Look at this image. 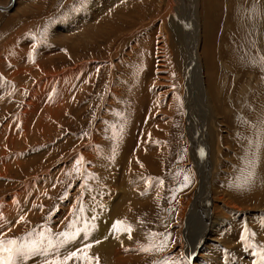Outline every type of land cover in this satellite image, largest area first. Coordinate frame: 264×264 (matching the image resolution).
<instances>
[{"label": "rangeland", "instance_id": "1", "mask_svg": "<svg viewBox=\"0 0 264 264\" xmlns=\"http://www.w3.org/2000/svg\"><path fill=\"white\" fill-rule=\"evenodd\" d=\"M93 1L0 0V197L15 209L0 239L23 244L87 216L93 226L59 257L83 248L95 254L87 264H264V191H249L264 138V0ZM212 30L215 102L201 50ZM118 206L131 231L110 246L103 212Z\"/></svg>", "mask_w": 264, "mask_h": 264}, {"label": "bare ground", "instance_id": "2", "mask_svg": "<svg viewBox=\"0 0 264 264\" xmlns=\"http://www.w3.org/2000/svg\"><path fill=\"white\" fill-rule=\"evenodd\" d=\"M10 1V0H9ZM93 2H95V1H93ZM114 2H117V0H97V2H95L97 5L99 4H101L102 6H104V9H106L107 7H109L110 5H113L114 4ZM166 2V1H165ZM178 2V1H177ZM253 2V1H252ZM113 3V4H112ZM170 3H172V1L170 2ZM169 3V4H170ZM262 3V2H261ZM95 4V6H96V8H97V5ZM248 6H250V8H251V10L252 9H254V7H257V6H254L252 3H248L247 4ZM91 6L93 7L94 5H92L91 4ZM91 6L89 5V8H88V10H85L86 12H84L83 13V15H82V21L83 20H85V18H86V20L89 18V14L92 12V14H94V11H93V9L91 8ZM261 7V6H260ZM94 8V7H93ZM101 8V7H100ZM169 8V7H168ZM95 9V8H94ZM101 10V9H100ZM210 10V9H209ZM103 11V13H104V10H102ZM108 10H105V16H103V14L101 15V16H103V17H108V15H106L108 12H107ZM101 12V11H100ZM99 12V13H100ZM249 14H250V12H249ZM197 15V14H196ZM85 17V18H84ZM103 17H102V20H103ZM247 17V16H246ZM95 18V17H94ZM96 19V18H95ZM101 19V18H100ZM105 20H107L106 18H105ZM250 20V19H249ZM65 21V20H64ZM78 20H76L75 22H77ZM96 21V20H95ZM78 23H79V21H78ZM101 23V22H100ZM213 23V22H212ZM211 23V24H212ZM63 24V23H62ZM83 24V23H82ZM85 24V23H84ZM102 24V23H101ZM63 26V25H62ZM67 26V25H66ZM101 27V26H100ZM67 28V27H66ZM77 30V29H76ZM208 32V31H207ZM212 32H213V30L211 31V34H210V32H208L207 33V35L205 36L206 38H204V41H203V44H202V46H201V50H202V52L203 51H208L207 52V55L205 56L204 55V57H205V68H204V70L206 69V72H205V86H204V89H205V91H206V94L208 95V98L212 101H214V93L216 92L215 91V87H216V83H217V71H216V67H215V64H216V58H215V56H213L212 55V52H210L209 50H212V46H210L211 45V42H207L208 40H211L212 41ZM92 33V32H91ZM78 34V33H77ZM107 34V33H106ZM197 34V33H196ZM208 34L210 35L209 37H208ZM232 35V34H231ZM79 36V35H78ZM93 36V35H92ZM107 36H108V34H107ZM165 36V35H164ZM204 36V35H203ZM82 37V36H81ZM86 37V36H85ZM93 37H96V34H95V36H93ZM7 38V37H6ZM10 38V37H9ZM207 38H208V40H207ZM90 39V38H89ZM181 39V38H180ZM6 40V39H5ZM5 40H4V42H5ZM87 41V40H86ZM182 42H183V40H182ZM2 43V42H1ZM185 43V42H184ZM215 43V42H214ZM227 43V42H226ZM127 44H128V42H127ZM155 44V43H154ZM199 44V43H198ZM131 45V44H130ZM179 46V45H178ZM183 46V45H182ZM189 47V46H188ZM169 48V47H168ZM122 49V48H121ZM13 50V49H12ZM22 50V49H21ZM181 51V50H180ZM180 51H178V52H180ZM117 52V51H116ZM182 52V51H181ZM180 55H181V53H180ZM160 56L161 55H159V57H158V55H157V53H156V60L157 61H155V63H156V68L157 69H159V68H161V62H162V59L160 58ZM124 58V57H123ZM204 59V58H203ZM145 61V60H144ZM179 62V61H178ZM185 62V61H184ZM187 64V63H186ZM189 64H191V63H189ZM13 66V65H12ZM182 66H183V64H182ZM193 67H194V65H193ZM232 67V66H231ZM16 69H17V67H15ZM14 68V69H15ZM15 69V70H16ZM147 69V68H146ZM154 69V68H153ZM20 70H21V67H20ZM24 70V69H23ZM161 70V69H160ZM13 72V71H12ZM19 72V71H18ZM21 72V71H20ZM19 72V73H20ZM155 73V72H154ZM159 73H160V71H159ZM65 74V73H64ZM184 74H185V78H187L188 79V77H189V73L187 72V70H185L184 71ZM14 75H15V73H14ZM17 75V74H16ZM58 75V74H57ZM157 75V74H156ZM46 76H47V74H46ZM45 76V77H46ZM15 77V76H14ZM55 77V76H54ZM159 77V76H158ZM56 78V77H55ZM162 77H160V79H161ZM201 78V77H200ZM46 79L47 78H45V81H46ZM50 79V78H49ZM56 80V79H55ZM190 80V79H189ZM155 84H156V82H155ZM43 85H45V82H44V84ZM185 85H186V88H187V85H188V83H187V81H186V83H185ZM47 86V85H46ZM45 86V87H46ZM69 88V87H68ZM38 89V88H37ZM155 90V89H154ZM188 90H189V87H188ZM156 91V90H155ZM35 92V91H34ZM116 94V93H115ZM36 96V95H35ZM61 97V96H60ZM140 98V97H139ZM229 98V97H228ZM185 99H186V103H188V102H190V90H189V92L186 94V97H185ZM264 101V100H263ZM215 102V101H214ZM57 103V102H56ZM213 103V102H212ZM53 104V103H52ZM25 105H27V103L25 104ZM214 105H215V103H214ZM213 105V106H214ZM30 106H32V105H30ZM34 108V107H33ZM31 109V108H30ZM35 109V108H34ZM32 110V109H31ZM30 111V110H29ZM28 111V112H29ZM27 112V110H26V112L25 113H27V114H29ZM33 112V111H32ZM24 113V112H23ZM22 113V114H23ZM188 113H189V108H188V110H187V118H188ZM191 116V115H190ZM20 121V120H19ZM25 121V120H24ZM187 121H188V123H189V121L190 120H188L187 119ZM209 123V122H208ZM24 124V123H23ZM30 124V123H29ZM190 124V123H189ZM214 123L212 122V128L214 129L215 127H214V125H213ZM201 125V124H200ZM216 126V125H215ZM240 128V127H239ZM216 134V133H215ZM10 136V135H9ZM135 136V135H134ZM215 136V135H214ZM10 139V138H9ZM217 141V140H216ZM260 146V145H259ZM125 147V146H124ZM5 149V148H4ZM259 154L257 155V157L258 158H256L255 160V166H256V169H257V173L253 176V178H252V182H251V188L249 189V191L251 190V194H259L261 191H264V138H262L261 139V146L259 147ZM128 150V149H127ZM207 151V150H206ZM83 152V151H82ZM0 154H2V153H0ZM122 154V153H121ZM124 154V153H123ZM125 155V154H124ZM0 156H2V155H0ZM14 157H16V156H14ZM13 157V158H14ZM123 157V156H122ZM8 159V158H7ZM15 159H17V158H15ZM1 160H3V159H1ZM6 160V159H5ZM127 160V159H126ZM2 162H5V161H2ZM14 162V161H13ZM70 163V162H69ZM2 164V163H1ZM67 164V163H66ZM65 164V165H66ZM7 165V164H6ZM68 165V164H67ZM119 166L121 165V161H119V164H118ZM2 166V165H1ZM4 166H5V163H4ZM4 166H3V168H4ZM198 166V165H197ZM252 166H254V165H252ZM124 167V166H123ZM195 167V166H194ZM124 169H126V167L124 168ZM199 169V168H198ZM250 169H251V167H250ZM2 170V169H1ZM6 170V169H5ZM252 170V169H251ZM3 171V170H2ZM126 171V170H125ZM199 171V170H198ZM254 171V170H253ZM2 173H4V172H2ZM7 174V173H6ZM6 174H5V176H6ZM202 174V173H201ZM2 175V174H1ZM1 178V177H0ZM6 179V178H5ZM4 179V180H5ZM48 181V180H47ZM46 181V182H47ZM241 181V180H240ZM202 183V182H201ZM3 186V185H2ZM203 186V185H202ZM118 187V186H117ZM26 189V188H25ZM31 190V189H30ZM37 190V189H36ZM131 190V189H130ZM13 191H15V190H13ZM13 191H11V192H13ZM27 191V190H26ZM110 191V190H109ZM8 192V191H7ZM7 192H3V193H7ZM10 192V193H11ZM114 192H115V190H114ZM1 193V192H0ZM250 193L248 192V195H250ZM13 194V193H12ZM19 194V193H18ZM93 194V193H92ZM120 194V193H119ZM4 195V194H3ZM5 195H7L8 196V194H5ZM15 195V194H14ZM34 195V194H33ZM98 195V194H97ZM6 196V197H7ZM111 196V195H110ZM244 196V195H243ZM117 197H119V196H117ZM197 197V196H196ZM4 197L3 196H1L0 197V225H3L2 226V228L4 227L5 228V226L7 227V224L4 226V224L3 223H5V221H6V219H7V217H5L6 215H9L10 213H8L10 210L11 211H14L15 209L14 208H12V204H11V201H10V198H9V200H8V202L10 201V203H8V202H6V199L4 200L3 199ZM23 198V197H22ZM116 198V197H115ZM120 198L122 199V195L120 194ZM124 198H126V197H124ZM12 199V198H11ZM14 199V198H13ZM116 199H118V198H116ZM120 199V200H121ZM106 200V199H105ZM119 200V199H118ZM200 200V199H199ZM21 201V200H20ZM122 201H123V199H122ZM194 201V200H193ZM18 202V201H17ZM16 202V203H17ZM94 202V201H93ZM120 202V204H121V201H119ZM208 202V201H207ZM115 203V202H114ZM118 203V202H117ZM123 203H124V201H123ZM125 203H126V201H125ZM18 204V203H17ZM102 204V203H101ZM105 204V203H104ZM224 204V203H223ZM23 205V204H22ZM95 205V204H94ZM122 205V204H121ZM127 205V204H126ZM125 205V206H126ZM194 205V204H193ZM15 206V205H14ZM101 206V205H100ZM107 206V205H106ZM113 206V205H112ZM111 206V207H112ZM120 206V205H119ZM115 207L116 209H114V210H112V209H110L109 207H108V209L107 210H105L103 213H105V214H108V213H110L111 215H110V217L112 218V225H110L109 226V234H110V240H109V242L107 243V244H109L110 242H117V243H122V241L125 239H121L122 238V236L124 235V233H125V231L123 230L124 229V227L125 226H123V225H119L118 227L121 229V230H119V231H117V230H114V228H113V225L114 224H116V222L117 221H121L120 220V218H121V214H120V210H118V211H116L117 210V208H120V207ZM189 206V205H188ZM192 206V205H191ZM197 206V205H196ZM195 206V207H196ZM18 207V206H17ZM20 207V206H19ZM102 207V206H101ZM101 207H100V210H101ZM114 207V206H113ZM123 207V206H122ZM127 207V206H126ZM126 207H124V208H126ZM10 208H12V209H10ZM16 208V207H15ZM190 208V207H189ZM193 208V207H192ZM191 208V209H192ZM216 208H217V205L216 204H214V207H213V209L214 210H216ZM220 208V207H219ZM20 209V208H19ZM194 209V208H193ZM104 210V209H103ZM123 210V209H122ZM198 210V209H197ZM209 210V209H208ZM10 211V212H11ZM193 211V210H192ZM15 212V211H14ZM99 212V211H98ZM190 212V211H189ZM223 212V211H222ZM96 213V212H95ZM193 213V212H192ZM211 213V212H210ZM13 214V213H12ZM14 214H16V213H14ZM91 214V213H90ZM11 215V214H10ZM94 215V216H93ZM93 215L91 214L90 216H93V217H95L96 216V214H94L93 213ZM97 215L99 216L100 214H98L97 213ZM197 215H199V214H197ZM205 215H206V209H205ZM210 215V214H209ZM208 215V216H209ZM14 216V215H13ZM89 215H88V217L89 218H91ZM102 216V215H101ZM100 216V217H101ZM107 216V215H106ZM195 216V215H194ZM5 217V218H4ZM16 219H17V217H16V215L14 216ZM83 217H85V215L83 216ZM87 217V216H86ZM86 217H85V219H83V220H78V219H80L78 216L77 217H75L76 219H73V222L71 223L72 225L70 226V228H71V230H69L68 228H64V229H62L61 231H59V232H57V233H54V232H48V231H43L42 233H40V234H36V233H34V234H30V235H28L27 236V238H25L24 239V243L23 244H31V243H33V242H36V243H38V244H40V248H42L43 250H44V253L41 255L42 257H41V260H40V262L39 263H37V264H57V262H59V264H79V262H83L84 264H85V262L84 261H78V258H79V252L77 253V258H72V259H65V258H61V257H59V255L58 254H60V253H64V251H67L68 250V248H69V246L71 245V242H73V240L78 236L77 235V231H79L80 229H88V228H90V226L92 225L91 223H90V221L89 222H87V223H84V221H86L87 219H86ZM92 217V218H93ZM125 217H126V215H125ZM9 219V218H8ZM13 219V218H12ZM124 219V218H123ZM218 219V218H217ZM22 220V219H21ZM91 220V219H90ZM99 220V219H98ZM104 221H106L105 219H104ZM123 221V220H122ZM121 221V222H122ZM222 221V220H221ZM225 221V220H224ZM216 222V221H215ZM93 223L96 225V223H100L99 221L98 222H96L95 223V220H93ZM101 223H104L103 221L101 222ZM212 223H214V222H212ZM222 223V222H221ZM105 224H107V223H105ZM109 224H111L110 222H109ZM109 224H107V225H105L106 227L109 225ZM219 224V223H218ZM76 225V226H75ZM95 225H94V227H95ZM187 225V224H186ZM93 226V225H92ZM97 227H98V225H96ZM105 226H103V224H102V226H101V228L103 229V227H105ZM253 227V226H252ZM263 227V226H262ZM1 228V230L3 231L4 229H2ZM93 228V227H92ZM215 228H217V226L215 227ZM99 230H101L100 229V226H99V228H98ZM1 230H0V232H1ZM5 230H6V228H5ZM104 230V229H103ZM255 230V229H254ZM105 231V230H104ZM211 231V230H210ZM213 231V230H212ZM211 231V232H212ZM5 232V231H4ZM94 232V231H93ZM107 232V231H106ZM214 232V231H213ZM67 234L68 235V237H71L70 239H68V238H66V236L65 235H63V234ZM105 233V232H104ZM188 233V232H187ZM216 233V232H215ZM83 234V233H82ZM81 234V235H82ZM99 234V233H98ZM101 234V233H100ZM107 234V233H106ZM84 235H86V233H84L81 237L82 238H84L83 236ZM93 235V234H92ZM189 235V234H188ZM213 235V234H212ZM264 235V234H263ZM90 236V235H89ZM89 236L87 237L88 239H89ZM100 236V235H99ZM99 236L98 235H96V237H95V234H94V236H90V237H94V239H95V241L93 240H90V241H92L91 242V244L93 245V244H96L97 245V247L94 249V247L90 244V241L88 242L87 241V243H89L92 247H93V249L92 250H94V252L95 253H97L99 256L102 254V253H105L106 251H107V249H104L103 250V248H101L102 247V245H100L102 242H104V241H102V239L101 240H99ZM101 236H103L102 234H101ZM108 236V235H107ZM225 236V235H224ZM105 237H106V235H105ZM124 237V236H123ZM126 237V236H125ZM107 238V237H106ZM85 239V238H84ZM91 239H93V238H91ZM255 239V238H254ZM259 239V238H258ZM81 240V239H80ZM79 240V241H80ZM87 240V239H86ZM104 240V239H103ZM49 241H51L52 242V245L53 246H51V247H49ZM106 242H107V240H105ZM210 241V240H209ZM222 241V240H221ZM261 241V240H260ZM83 243H84V241H82ZM253 242V241H252ZM99 244V245H98ZM115 244V243H114ZM75 245V244H74ZM83 245V244H82ZM110 245V244H109ZM119 245V244H118ZM104 246V245H103ZM106 246V245H105ZM111 246V245H110ZM78 247H79V244H78ZM92 247H90V248H92ZM114 247V246H113ZM228 247V246H227ZM79 248H81V246L79 247ZM112 248V247H111ZM115 248H117V247H115ZM86 249V248H85ZM82 250H83V248H82ZM87 250H89V249H87ZM106 250V251H105ZM108 250H110V249H108ZM115 250H118V248L117 249H115ZM114 249L112 250V252H114L115 251ZM120 250V249H119ZM84 251V250H83ZM90 252H92L93 253V251H91V249L89 250ZM34 252V251H33ZM33 252H31V253H29V254H26V255H24L23 257H18L17 258V262H16V264H32V262L34 261V260H36L37 258H34V259H32V258H30V256L32 255V253ZM73 253V252H72ZM89 253V252H88ZM109 253V252H108ZM115 253V252H114ZM66 254H67V252H66ZM65 254V255H66ZM117 254V253H116ZM231 254V253H230ZM63 256H64V254H62ZM67 255H69V254H67ZM66 255V256H67ZM95 254L93 253V256H94ZM114 255V254H113ZM259 255V254H258ZM70 256V255H69ZM87 256H88V254H87ZM91 256V255H90ZM90 256H88V257H90ZM92 256V257H93ZM218 256V255H217ZM68 257V256H67ZM91 257V258H92ZM100 257H103V256H100ZM213 257V256H212ZM65 259V260H64ZM81 260H82V258H80ZM94 259V258H93ZM92 259V260H93ZM95 259H96V256H95ZM26 260V262L24 263V261ZM76 260V261H75ZM251 260V259H250ZM263 260V259H262ZM65 261H67V262H65ZM75 261V262H74ZM86 261V260H85ZM88 261H90V260H88ZM108 261V260H107ZM73 262V263H72ZM82 263V264H83ZM88 262L86 261V264H87ZM262 263V262H261ZM81 264V263H80ZM90 264V263H89ZM193 264V263H192ZM259 264V263H258Z\"/></svg>", "mask_w": 264, "mask_h": 264}, {"label": "snow or ice", "instance_id": "3", "mask_svg": "<svg viewBox=\"0 0 264 264\" xmlns=\"http://www.w3.org/2000/svg\"><path fill=\"white\" fill-rule=\"evenodd\" d=\"M262 61H264V57H262ZM190 183L188 178H185V186ZM23 219V218H21ZM123 222L117 221L116 224L113 225L114 230H121L118 226L121 225ZM124 231L130 232V228H124ZM66 236V238L70 239L71 237H68V235L65 233L63 234ZM53 246L52 242L49 241V247ZM86 248H90L91 245H86ZM40 250V244L33 242L31 244H22L19 243L16 239H0V264H16L18 257H23L26 254H29L33 251ZM147 250V249H145ZM82 253V256L80 258L84 260H91V257L87 256V253L83 252V250H78ZM77 258V252H73L70 254L69 257L65 259H72ZM59 264V262H57Z\"/></svg>", "mask_w": 264, "mask_h": 264}]
</instances>
